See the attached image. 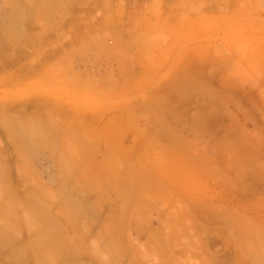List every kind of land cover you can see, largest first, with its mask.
<instances>
[{"label":"rangeland","instance_id":"1","mask_svg":"<svg viewBox=\"0 0 264 264\" xmlns=\"http://www.w3.org/2000/svg\"><path fill=\"white\" fill-rule=\"evenodd\" d=\"M133 1L172 2L0 0V264H264V0H229L240 28L211 19L200 46L212 0H180L178 40L130 30ZM91 13L120 21L92 44ZM218 41L241 60H206Z\"/></svg>","mask_w":264,"mask_h":264},{"label":"crops","instance_id":"2","mask_svg":"<svg viewBox=\"0 0 264 264\" xmlns=\"http://www.w3.org/2000/svg\"><path fill=\"white\" fill-rule=\"evenodd\" d=\"M179 3L180 0H172L169 13L164 15V4L160 8L161 15H158V18L152 17V5L145 4L142 8L139 2L133 1L130 4V17L126 19L129 24L130 30L136 29L138 26L141 28H145L150 31L153 30L155 26L158 25V28L162 24H169L171 36L174 39L183 38L180 35L183 33V26L180 25V14H179ZM232 3L229 0H212L210 2H206L203 9L196 14L188 16L187 25H185V30L187 34V39L192 40L194 45L200 46L202 43H198V40L204 37L205 32L207 31L206 22L211 19H219L221 21L220 29H232V28H240L234 22L235 17L232 15L233 13ZM97 13L87 15L84 17V23L90 20L95 19L92 23H90L87 27H84L85 42L93 43V37L95 35L102 34L101 25H106V28L111 30L114 26H117L120 21L117 18H114L111 14L102 13L100 17H98ZM190 17V18H189ZM182 27V28H181ZM82 37V36H81ZM78 38H74L73 42L77 44ZM79 42V41H78ZM128 45H131L130 42L127 41ZM137 44V43H136ZM138 45V44H137ZM144 47V44L139 43V47ZM244 46H239L237 44H231L227 46L223 41H218L213 44V48L207 53L206 60L213 61L215 67L221 69V67L226 64V62L233 60H241L244 55ZM230 51V52H228ZM188 58V62H191V66H199L202 63V58H200L197 54L191 53ZM191 57V58H190ZM182 59V58H181ZM180 59H176V64L174 67L168 69V64L170 61H175L173 57L165 58V56L160 52L153 51V49H141L138 55V66L144 68V70H152L158 73V80L163 77H167L166 74L169 70V76L180 77L183 75L184 69L178 66ZM158 64V67L155 65ZM241 62H238V65ZM261 69L264 70V58L261 60ZM155 66V67H153ZM176 66V67H175ZM241 66V65H240ZM210 68V66H209ZM195 72H192V76ZM167 83L163 82L158 84V87L166 85Z\"/></svg>","mask_w":264,"mask_h":264},{"label":"bare ground","instance_id":"3","mask_svg":"<svg viewBox=\"0 0 264 264\" xmlns=\"http://www.w3.org/2000/svg\"><path fill=\"white\" fill-rule=\"evenodd\" d=\"M4 30V29H3ZM2 29H1V31H3ZM6 32V33H5ZM3 33H5L6 34V37L5 36H3L4 34ZM1 34H3V35H1V36H3V38L5 37V38H7V36L8 35H11V34H8L7 33V31H3ZM12 36V35H11ZM11 38V37H10ZM8 39V38H7ZM11 40V39H10ZM9 41V40H8ZM8 41H6L7 43H8ZM12 42V41H11ZM10 43V42H9ZM1 46V45H0ZM0 51H1V47H0ZM86 88V87H85Z\"/></svg>","mask_w":264,"mask_h":264}]
</instances>
